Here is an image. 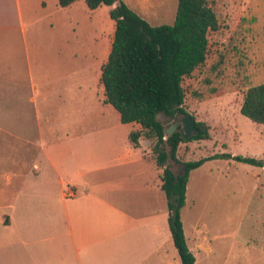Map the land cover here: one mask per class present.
Listing matches in <instances>:
<instances>
[{
    "label": "rangeland",
    "instance_id": "obj_1",
    "mask_svg": "<svg viewBox=\"0 0 264 264\" xmlns=\"http://www.w3.org/2000/svg\"><path fill=\"white\" fill-rule=\"evenodd\" d=\"M126 2L152 25L175 22L178 0ZM209 3L221 28L211 35L214 52L203 73L196 80L185 79V108L209 125L210 137L182 142L179 156L187 161L231 152L264 159V124L241 111L245 91L264 83V0ZM115 29L109 5L92 10L86 0L68 7H61L59 0H0V206L8 203L1 192L7 189L5 173L11 166L4 160L22 153L9 141L25 135L38 138L39 125L45 139L56 133L61 138L82 137L86 153L92 160L99 158L106 172L132 175L117 193L122 196L117 203L140 220L150 218V252H143V237L128 240L122 264H182L161 188L163 170L132 147L133 123H123L120 112L104 103L100 77L108 59L103 50L110 53ZM52 125L61 128L51 134ZM142 140L145 156L154 157V141ZM77 165L95 167L81 159ZM84 180L86 176L76 182L78 192ZM145 180L149 192L139 189ZM137 200H148L149 208L130 204ZM41 210L32 209V223L43 218ZM181 217L196 264H264V166L234 157L206 159L190 172ZM134 233L142 236L143 229ZM33 259L55 264L48 252ZM0 264L34 263L20 252H0Z\"/></svg>",
    "mask_w": 264,
    "mask_h": 264
},
{
    "label": "trees",
    "instance_id": "obj_2",
    "mask_svg": "<svg viewBox=\"0 0 264 264\" xmlns=\"http://www.w3.org/2000/svg\"><path fill=\"white\" fill-rule=\"evenodd\" d=\"M76 1L59 0V5L68 7ZM86 3L92 10L116 4L110 10L116 23L114 40L102 67L104 102L120 112L123 123L141 125V129L130 134L134 147H140L142 138L154 141L152 149L157 165L163 169L162 189L168 198L169 225L175 246L182 264H196L181 217L191 170L211 158L234 157L264 166V159L231 152L184 161L179 156V149L186 140L180 132L165 137L169 121L188 113L185 79L196 80L205 70L214 52L215 42L211 35L221 28L219 17L209 0H178L172 25H152L124 0H86ZM241 111L255 122L264 124V83L250 86L245 91ZM197 126L199 132L190 140L210 137L205 121H197Z\"/></svg>",
    "mask_w": 264,
    "mask_h": 264
},
{
    "label": "crops",
    "instance_id": "obj_3",
    "mask_svg": "<svg viewBox=\"0 0 264 264\" xmlns=\"http://www.w3.org/2000/svg\"><path fill=\"white\" fill-rule=\"evenodd\" d=\"M114 6L116 4L110 6V10ZM103 56L106 60L109 54L103 50ZM136 125L140 124L133 123V130L141 129ZM50 128L54 134L61 126L52 125ZM38 129V138L25 135L19 136L15 142L9 141L11 146H19L22 153L4 160L11 168L5 173L7 189L1 192L8 203L0 206V229L3 230L0 252H20L21 258H29L34 264H39L34 256L46 252L55 264H122L124 242H138L140 237H143V252H150V218L140 220L127 213L116 201L117 193L132 175L106 172L105 166L98 165L99 158L92 160V156L86 153L84 146L87 143L82 137L61 138L56 133L45 139L42 126L39 125ZM142 139L140 147H132L140 149L144 159L154 162V157L145 156ZM37 149L40 152H36ZM78 159L87 160L95 167L78 168ZM85 176L84 189L78 192L76 182ZM149 184L145 180L139 189L149 192ZM130 204L149 208L148 200ZM33 208L42 209L43 214V218L39 216L34 223L31 218ZM140 228L143 229L142 236L134 233ZM153 242L152 235V245ZM151 252H154L153 246ZM146 257L148 259L149 255Z\"/></svg>",
    "mask_w": 264,
    "mask_h": 264
},
{
    "label": "water",
    "instance_id": "obj_4",
    "mask_svg": "<svg viewBox=\"0 0 264 264\" xmlns=\"http://www.w3.org/2000/svg\"><path fill=\"white\" fill-rule=\"evenodd\" d=\"M180 124L182 126L178 129V131L180 132L182 138H184L186 141L190 140L199 132L196 118L193 115L186 113L183 114L180 120L176 121L173 125H170L166 128V139L170 135L174 134L175 129H177Z\"/></svg>",
    "mask_w": 264,
    "mask_h": 264
},
{
    "label": "flooded vegetation",
    "instance_id": "obj_5",
    "mask_svg": "<svg viewBox=\"0 0 264 264\" xmlns=\"http://www.w3.org/2000/svg\"><path fill=\"white\" fill-rule=\"evenodd\" d=\"M173 124H174V123H173ZM173 124H171V125H173ZM181 126H182V125L180 124L177 128L179 129Z\"/></svg>",
    "mask_w": 264,
    "mask_h": 264
}]
</instances>
